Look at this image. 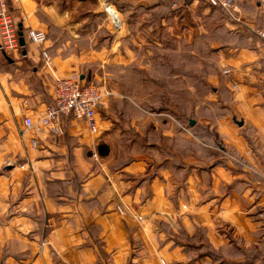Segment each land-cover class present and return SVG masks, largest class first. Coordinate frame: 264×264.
Returning a JSON list of instances; mask_svg holds the SVG:
<instances>
[{"label":"crops","instance_id":"obj_1","mask_svg":"<svg viewBox=\"0 0 264 264\" xmlns=\"http://www.w3.org/2000/svg\"><path fill=\"white\" fill-rule=\"evenodd\" d=\"M127 1L137 14L162 11L168 29L184 2ZM11 2L25 44L0 46V264H215L203 251L264 241V45L246 39L250 28L264 29V0L237 1L242 25L227 18L237 39L218 54L229 72L208 80L209 101L181 111L168 103L167 113L150 115L138 106L139 118L123 119L141 139L134 153L122 137L128 132L118 128V138L114 118L103 119L112 91L98 109L97 134L61 118V133L40 132L36 148L20 138L22 118L51 101L55 78L78 72L71 58L53 53L32 2ZM30 30L44 36L40 44ZM116 139L124 152L117 154ZM180 229L190 238L201 230L210 249L179 241Z\"/></svg>","mask_w":264,"mask_h":264},{"label":"rangeland","instance_id":"obj_2","mask_svg":"<svg viewBox=\"0 0 264 264\" xmlns=\"http://www.w3.org/2000/svg\"><path fill=\"white\" fill-rule=\"evenodd\" d=\"M5 1L12 11L11 0ZM30 1L34 6L32 15L43 26L53 53L71 58L75 72L84 76L86 82L113 92L112 96L108 95L113 98L111 112L104 113L103 119L114 118L118 138L119 129L128 132L122 137L128 138L124 140L129 142V153L141 147V139L133 128L126 129L123 119L130 123L139 118L138 106L147 110L145 115H150L165 113L162 109L168 103L175 102L177 110L181 111L184 103L189 109L209 101V97L203 98L210 89L208 80L223 74L218 54L237 39L229 31L227 18L209 7L206 0L180 1L169 29L166 26L169 16L141 14V11L137 14L135 8H129L135 2L131 4L127 0H120L127 12L118 10V0ZM162 1L170 6L171 0ZM108 10L116 13L117 19L110 17ZM188 86L192 87L190 93L186 89ZM193 115L196 116L194 112ZM119 140L115 141L117 154L122 151ZM179 238L192 246H201L198 244L202 241L203 250L210 249L201 230L190 238L180 229ZM229 248L212 250L221 256L235 258L242 254L245 261V255L249 254L251 259L253 254L256 264H264V241L244 251L234 246Z\"/></svg>","mask_w":264,"mask_h":264},{"label":"built area","instance_id":"obj_3","mask_svg":"<svg viewBox=\"0 0 264 264\" xmlns=\"http://www.w3.org/2000/svg\"><path fill=\"white\" fill-rule=\"evenodd\" d=\"M238 0H206L208 6L220 11L226 18L236 24H243L240 16V10L237 7ZM0 46L5 50L20 48L18 42V25L12 18L5 0H0ZM29 37L32 42L40 44L44 36L37 31L30 30ZM257 39L264 45V29L250 28L246 39L252 42ZM46 67L51 65V57L45 51H42ZM224 74L229 70L225 69ZM110 92L104 90L93 82H86L79 73H72L69 76L56 77L53 85L51 102L46 104L44 109L38 114L25 115L22 118L21 125L18 128L21 139L28 138L31 146H39L40 132L59 135L61 133L60 119L69 118L76 122L84 124L91 135L99 131L98 109L102 106L103 100L108 97ZM97 157L94 151L92 154ZM118 211L123 213L125 209L119 206ZM140 218V217H138ZM163 264H165L163 262Z\"/></svg>","mask_w":264,"mask_h":264},{"label":"trees","instance_id":"obj_4","mask_svg":"<svg viewBox=\"0 0 264 264\" xmlns=\"http://www.w3.org/2000/svg\"><path fill=\"white\" fill-rule=\"evenodd\" d=\"M117 6V8H118V10L119 11H121V12H123V8L120 6V5H116ZM167 6H168V4H167ZM210 7V6H209ZM211 8H213V7H211ZM215 9V8H214ZM160 13L161 14H163L162 13V11H160ZM17 25H18V23H17ZM19 30V29H18ZM21 31H22V29H21ZM22 36H23V33H22ZM257 39L255 38L252 42H254V41H256ZM88 83H89V81H87ZM51 102V101H50ZM49 102V103H50ZM139 137V136H138ZM99 152L100 153H103L104 151H103V149H102V147H99ZM231 239V238H230ZM191 245V244H190ZM192 246V245H191ZM200 247V246H199ZM203 252H205V253H207V255H209L213 260H214V262H215V264H219V263H222V264H246L247 263V261H253V259L255 258V257H253L254 255L253 254H251V259L249 258V254L248 255H245V258L247 259L246 261L244 260L243 262L241 261H238V262H231V261H226V260H224L223 259V256H221V255H219L217 252H215V251H213L212 249L211 250H208V251H203ZM253 257V258H252Z\"/></svg>","mask_w":264,"mask_h":264},{"label":"water","instance_id":"obj_5","mask_svg":"<svg viewBox=\"0 0 264 264\" xmlns=\"http://www.w3.org/2000/svg\"><path fill=\"white\" fill-rule=\"evenodd\" d=\"M18 42H19V45H20V47H23L24 46V44H25V40H24V38H23V36H22V31H21V24H18ZM4 52V54H5V51H3ZM6 55V54H5ZM194 123V121L193 120H190V124L192 125Z\"/></svg>","mask_w":264,"mask_h":264}]
</instances>
